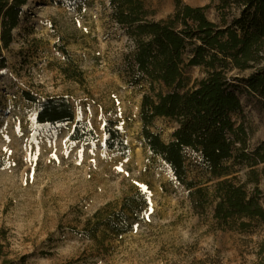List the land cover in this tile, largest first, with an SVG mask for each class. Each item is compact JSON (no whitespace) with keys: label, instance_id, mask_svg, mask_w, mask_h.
I'll return each mask as SVG.
<instances>
[{"label":"rangeland","instance_id":"rangeland-1","mask_svg":"<svg viewBox=\"0 0 264 264\" xmlns=\"http://www.w3.org/2000/svg\"><path fill=\"white\" fill-rule=\"evenodd\" d=\"M210 6L206 16L218 22L220 0H180ZM239 15L236 0H226ZM176 0H143L149 19L170 15ZM3 56L0 71V264H264V221L242 217L229 226L213 218V205L194 210L188 191L158 157L141 147L139 105L147 86H133V43L112 17L108 0H27ZM264 58V49H263ZM264 63V60L262 64ZM253 70L228 76L239 89L247 155L264 143V111L258 98L240 83ZM207 74L186 69L187 87ZM35 97L37 103L28 100ZM49 97H64L74 122L40 125L36 112ZM111 121L129 152L105 145L104 125ZM77 122L87 123L93 138L70 140ZM164 142L175 124L154 121ZM187 180L210 187L199 155L184 152ZM227 178L258 191L264 210V164L253 168L230 159ZM253 171V172H252ZM142 190L149 206L126 233H82L98 210L117 209L128 194ZM241 222L245 228L239 227Z\"/></svg>","mask_w":264,"mask_h":264},{"label":"trees","instance_id":"trees-1","mask_svg":"<svg viewBox=\"0 0 264 264\" xmlns=\"http://www.w3.org/2000/svg\"><path fill=\"white\" fill-rule=\"evenodd\" d=\"M27 0H0V71L7 66L3 56L12 41V30L19 24L21 8ZM115 22L133 43L130 57L133 86L144 82L139 119L141 147L158 157L172 171L176 180L188 191L194 210L213 205V218L229 226L231 220L242 217L264 221V210L258 202V191L249 193L244 183H235L225 162L243 160L250 168L264 164V143L251 155L236 148L244 144L242 125L234 127L233 114H241L242 105L236 80L228 76L233 70H253L239 81L245 93L258 98L264 111V0H236L239 15L231 14L232 6L220 0L216 8L218 22L205 14L210 6L192 7L176 0L174 11L161 20L149 19L143 0H108ZM203 67L207 74L187 87L186 69ZM238 91V92H237ZM28 100L37 103L35 97ZM165 119L175 124L170 139L164 142L155 129L154 121ZM40 125H60L74 122L71 104L64 97L45 99L36 112ZM105 145L108 149L129 152L115 123L104 125ZM87 123L77 122L70 140L93 138ZM199 155L211 179L210 187H198L187 180L185 151ZM253 172V171H252ZM264 173V167L262 168ZM149 206L148 195L136 190L125 196L119 208L96 211L84 224L81 233L94 239L97 232L108 231L120 235L140 219L141 211ZM247 225L239 224L242 229ZM0 236V260L5 256ZM5 264V262H2Z\"/></svg>","mask_w":264,"mask_h":264}]
</instances>
